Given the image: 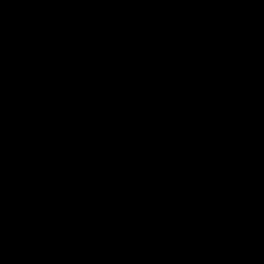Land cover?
<instances>
[{
	"label": "water",
	"instance_id": "1",
	"mask_svg": "<svg viewBox=\"0 0 264 264\" xmlns=\"http://www.w3.org/2000/svg\"><path fill=\"white\" fill-rule=\"evenodd\" d=\"M0 264H264V0H0Z\"/></svg>",
	"mask_w": 264,
	"mask_h": 264
}]
</instances>
